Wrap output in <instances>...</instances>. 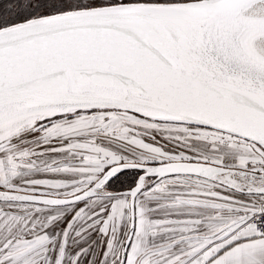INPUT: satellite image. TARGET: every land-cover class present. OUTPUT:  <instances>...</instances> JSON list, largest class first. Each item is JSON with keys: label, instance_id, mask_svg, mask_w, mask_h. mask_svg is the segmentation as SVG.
Listing matches in <instances>:
<instances>
[{"label": "snow or ice", "instance_id": "obj_1", "mask_svg": "<svg viewBox=\"0 0 264 264\" xmlns=\"http://www.w3.org/2000/svg\"><path fill=\"white\" fill-rule=\"evenodd\" d=\"M0 264H264V0H0Z\"/></svg>", "mask_w": 264, "mask_h": 264}]
</instances>
